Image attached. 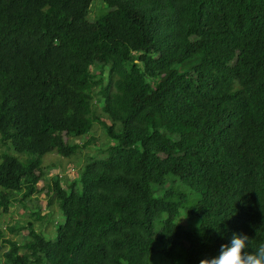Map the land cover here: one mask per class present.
<instances>
[{"label": "trees", "instance_id": "1", "mask_svg": "<svg viewBox=\"0 0 264 264\" xmlns=\"http://www.w3.org/2000/svg\"><path fill=\"white\" fill-rule=\"evenodd\" d=\"M0 151V216L64 171L45 155L75 168L46 186L55 237L32 211L0 264H200L233 233L255 251L264 0H0Z\"/></svg>", "mask_w": 264, "mask_h": 264}, {"label": "rangeland", "instance_id": "2", "mask_svg": "<svg viewBox=\"0 0 264 264\" xmlns=\"http://www.w3.org/2000/svg\"><path fill=\"white\" fill-rule=\"evenodd\" d=\"M89 14L90 16H92L91 13ZM91 72L93 74H97L98 65L94 64L91 67ZM96 126L97 127L94 128L92 134L87 133V136L94 135L98 138L104 139V136L99 134L103 132V129H99V125ZM77 143H82V139L78 140ZM90 152H93V150H91ZM82 153H88V151L82 150ZM11 155L16 156L18 159L20 156H22V154L16 153L13 150H11ZM54 159L60 160L61 167L64 168V171L61 173L60 170L53 168L50 169L48 175L44 178V180L39 181L37 184V187L42 191L40 194L32 195L30 197V200H27L25 202L24 207L19 202H14L9 208L8 213L0 216V228L2 232L1 240H4L6 238H13L14 240L22 242L24 240V236L29 230L28 227H26L24 231H20L21 233L19 232L17 235L11 233L9 228L12 227L14 230H18L21 227L24 228L29 221H33V218L30 216V213L32 211L39 213V215H41L40 217L43 218V220H36L34 222V228L37 231H41L43 234H48V232H52L55 229L54 223L62 221L60 220L62 218L61 212L58 210L57 205L54 203V193H51L46 197L44 196L47 192L46 186L52 184L51 182L56 177L57 173L62 176H67L69 177L70 181H73L72 179L73 176H75V168L69 164V160L61 158L54 153L45 155L42 158V161L45 164L46 161H54ZM78 188L80 190V185H78ZM20 195L21 194H18V196ZM184 223V221H181L178 224L184 225ZM39 225H41L40 230ZM54 235V232L49 234L51 238H54ZM4 246L6 249L7 245Z\"/></svg>", "mask_w": 264, "mask_h": 264}, {"label": "clouds", "instance_id": "3", "mask_svg": "<svg viewBox=\"0 0 264 264\" xmlns=\"http://www.w3.org/2000/svg\"><path fill=\"white\" fill-rule=\"evenodd\" d=\"M250 238L242 233H233L230 245H221L219 255L212 259H203L200 264H264V243L255 251L249 252Z\"/></svg>", "mask_w": 264, "mask_h": 264}]
</instances>
